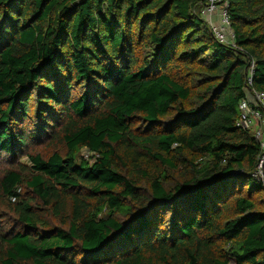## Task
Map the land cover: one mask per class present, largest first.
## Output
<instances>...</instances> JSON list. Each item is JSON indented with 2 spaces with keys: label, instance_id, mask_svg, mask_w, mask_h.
I'll return each instance as SVG.
<instances>
[{
  "label": "trees",
  "instance_id": "1",
  "mask_svg": "<svg viewBox=\"0 0 264 264\" xmlns=\"http://www.w3.org/2000/svg\"><path fill=\"white\" fill-rule=\"evenodd\" d=\"M204 4L0 0V264H264V0Z\"/></svg>",
  "mask_w": 264,
  "mask_h": 264
},
{
  "label": "built area",
  "instance_id": "2",
  "mask_svg": "<svg viewBox=\"0 0 264 264\" xmlns=\"http://www.w3.org/2000/svg\"><path fill=\"white\" fill-rule=\"evenodd\" d=\"M228 7L229 0H205L200 16L207 23L218 43L236 48ZM254 72L255 61H248L243 87L244 97L239 102V119L235 122V127L240 130H249L254 127V130H252L254 137L260 143L261 148L264 149V93L253 88ZM85 153L83 157L88 160L91 155L87 151ZM263 160L264 156L258 166L257 173L259 176H261L260 169Z\"/></svg>",
  "mask_w": 264,
  "mask_h": 264
},
{
  "label": "rangeland",
  "instance_id": "3",
  "mask_svg": "<svg viewBox=\"0 0 264 264\" xmlns=\"http://www.w3.org/2000/svg\"><path fill=\"white\" fill-rule=\"evenodd\" d=\"M250 129H251V130H254V127H251ZM252 132H253V131H252ZM84 153H85V151L82 152V155H83ZM85 154H86V153H85ZM88 156H89V155L87 154V157H88ZM88 159H90V157H88ZM23 160H24V158H22V161H23Z\"/></svg>",
  "mask_w": 264,
  "mask_h": 264
},
{
  "label": "water",
  "instance_id": "4",
  "mask_svg": "<svg viewBox=\"0 0 264 264\" xmlns=\"http://www.w3.org/2000/svg\"><path fill=\"white\" fill-rule=\"evenodd\" d=\"M240 171L233 172V175H239Z\"/></svg>",
  "mask_w": 264,
  "mask_h": 264
}]
</instances>
